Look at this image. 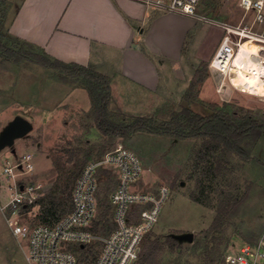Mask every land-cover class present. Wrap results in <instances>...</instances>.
Masks as SVG:
<instances>
[{
  "label": "rangeland",
  "instance_id": "1",
  "mask_svg": "<svg viewBox=\"0 0 264 264\" xmlns=\"http://www.w3.org/2000/svg\"><path fill=\"white\" fill-rule=\"evenodd\" d=\"M20 1L5 0L6 25ZM239 1L203 0L199 12L222 22L238 23L243 19ZM197 27L201 28L198 39L194 36L190 40L191 60L194 61L195 55L208 62L224 30L202 21L195 30ZM208 72V79L199 88V99L219 104L233 102L238 107L264 113V99L232 89L221 95L209 63ZM174 85L167 88L168 97L146 116L167 120L173 108L181 109L189 86L183 89L178 83ZM110 107L115 119L130 120L132 114L123 111L116 102L112 101ZM17 115L27 117L33 129L12 146L0 149V264H29L27 242L12 234L1 209L11 198L9 186L13 184L3 174L4 166L8 160L19 161L28 152L33 153L34 170L20 175L18 181L37 186L34 195L40 197L54 188H63L77 161L101 158L120 145L133 149L145 167L136 188L156 198H161L163 188L168 190L158 221L147 233V237L158 238L163 244L157 264H207L211 257L216 258L212 264H225V255L236 252L245 242L253 243L264 232V157L259 162L245 161L234 153L222 152L203 137L174 139L172 135L146 131L127 141L117 138L115 143L104 147L106 136L96 127L92 101L81 81H64L59 70L24 58L0 55V134ZM229 193L247 196L222 231L206 239L210 247L208 255L205 246L196 250V242L218 213L221 198ZM67 200L63 205L66 209L71 205V199ZM40 213V205L30 203L21 218L34 225L40 223ZM189 232L194 234L191 241L171 236ZM95 244L100 250L101 242ZM93 262L92 258L90 264Z\"/></svg>",
  "mask_w": 264,
  "mask_h": 264
},
{
  "label": "built area",
  "instance_id": "2",
  "mask_svg": "<svg viewBox=\"0 0 264 264\" xmlns=\"http://www.w3.org/2000/svg\"><path fill=\"white\" fill-rule=\"evenodd\" d=\"M137 1L163 12L180 13L220 26L224 33L209 62L211 72L217 76V92L222 95L232 89L264 99V92L250 89L264 86V0H240L243 19L238 23L222 22L201 14L199 8L203 0ZM239 77H242V85L238 84ZM104 169L112 170L117 185L110 196L116 226L103 236L93 228L99 211L98 192ZM33 170L31 152L17 162L7 161L3 174L13 184L9 186L10 200L1 206L12 234L27 242L29 264H80L79 254L72 245L97 241L101 242V249L93 264L135 263L145 235L158 221L168 190L163 188L161 198H156L136 188L145 167L133 149L120 145L101 158L86 162L72 188L71 210L53 224L31 225L21 218L27 210L23 207L27 208L39 198L34 195L37 186H26L18 181L20 175ZM137 206L143 208L138 210ZM225 264H264V232L256 243L245 242L236 252L225 255Z\"/></svg>",
  "mask_w": 264,
  "mask_h": 264
},
{
  "label": "crops",
  "instance_id": "3",
  "mask_svg": "<svg viewBox=\"0 0 264 264\" xmlns=\"http://www.w3.org/2000/svg\"><path fill=\"white\" fill-rule=\"evenodd\" d=\"M198 23L137 0H21L7 25L53 58L94 66L111 78L114 103L146 116L168 97L167 88L186 89L207 62L191 60Z\"/></svg>",
  "mask_w": 264,
  "mask_h": 264
},
{
  "label": "trees",
  "instance_id": "4",
  "mask_svg": "<svg viewBox=\"0 0 264 264\" xmlns=\"http://www.w3.org/2000/svg\"><path fill=\"white\" fill-rule=\"evenodd\" d=\"M4 4L5 0H0L2 7L0 12V55L24 58L59 70L60 78L64 81H81L88 90L92 101L96 127L106 136L104 147L115 143L117 138L127 141L138 132L146 131L172 135L174 139L203 137L210 145L220 147L222 152L234 153L245 161L259 162L264 157V113L238 107L233 102L219 104L198 98L201 84L209 77L208 62H202L196 69L189 87L183 95L181 109L173 108L169 113V119L158 120L155 115H130V120H117L112 115L110 107L113 101L111 78L96 70L92 65L84 66L53 58L40 46L12 35L6 25L7 9ZM196 105L200 108L199 110ZM256 150H258V154H254ZM87 161L76 162L63 188L60 190L54 188L47 195L40 196L33 202L34 205L41 207L40 223L53 224L71 210L72 188ZM100 185L99 211L93 229L95 232L109 233L116 226L113 221L110 194L117 185V177L112 170L104 169L102 171ZM246 196L247 193L243 196L232 193L223 195L213 223L195 244L196 250L205 246V254L210 252L206 239L211 234L214 236L222 231L228 220L236 214L240 205L245 201ZM193 197L197 198L198 196L194 193ZM67 199H71L68 209L63 208L66 201L68 202ZM141 208L143 206H137L138 210ZM26 209L23 207L24 211ZM147 235L142 241L138 259L134 264L158 263V256L163 249V244L158 238H149ZM173 235H171L172 238H175ZM259 238L260 236L252 242L256 243ZM72 248L79 254L80 264H90L91 259L95 260L100 252L95 243L72 245ZM215 259L211 257L207 264H212ZM223 261L225 262V256Z\"/></svg>",
  "mask_w": 264,
  "mask_h": 264
},
{
  "label": "water",
  "instance_id": "5",
  "mask_svg": "<svg viewBox=\"0 0 264 264\" xmlns=\"http://www.w3.org/2000/svg\"><path fill=\"white\" fill-rule=\"evenodd\" d=\"M33 129V123L22 115H17L1 132L0 134V149L5 146H12L16 139L26 136ZM15 153V149H13ZM24 186L21 185V189ZM177 240H193L194 234L184 233L179 235H173Z\"/></svg>",
  "mask_w": 264,
  "mask_h": 264
},
{
  "label": "bare ground",
  "instance_id": "6",
  "mask_svg": "<svg viewBox=\"0 0 264 264\" xmlns=\"http://www.w3.org/2000/svg\"><path fill=\"white\" fill-rule=\"evenodd\" d=\"M249 45H250V44H249ZM250 46H251V45H250ZM241 78H242V77H239V78H238V79L240 80V81L238 82V84H240V85H242V83H243V81L241 80ZM263 87H264V86L260 85V87H258L257 89L255 88L256 90H254V88H252V87H251L250 89H251L252 91H257V92L260 91V92H264V88H263Z\"/></svg>",
  "mask_w": 264,
  "mask_h": 264
}]
</instances>
